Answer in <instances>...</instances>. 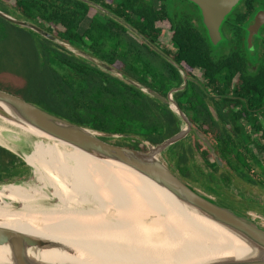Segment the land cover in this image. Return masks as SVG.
Instances as JSON below:
<instances>
[{"label":"trees","instance_id":"16d2710c","mask_svg":"<svg viewBox=\"0 0 264 264\" xmlns=\"http://www.w3.org/2000/svg\"><path fill=\"white\" fill-rule=\"evenodd\" d=\"M7 2H13L14 7H8ZM262 2L241 0L226 17L223 25L236 52L219 61L212 59L207 34L187 25L173 27V53H160L141 42L140 38L159 39L164 32L156 24L167 18L146 0H117L114 7L105 0H0V11L35 25L163 97L182 84L177 67L191 79L195 70L201 71L204 83L189 80L183 91L173 94V99L193 130L210 142L222 166L212 159L193 131L170 147L166 158L182 179L218 200L229 202L223 188L231 187L232 177L264 188V182L251 181L253 169L261 160L250 150L251 146L264 150V145H260V141L264 142V126L260 122L264 118V40L257 52L253 51L259 54L254 73L247 72L246 58L240 54L242 45L248 52L246 27L260 9L257 4ZM97 6L114 18L99 13ZM125 24L138 33L140 40L133 37ZM0 73L12 74L24 83L17 89L0 83L1 89L96 132L138 136L156 146L181 128V121L167 105L61 46L1 18ZM123 141L115 145L147 151L137 140ZM196 155L204 168L195 163ZM26 172L20 159L0 147V177H21Z\"/></svg>","mask_w":264,"mask_h":264},{"label":"water","instance_id":"95a60500","mask_svg":"<svg viewBox=\"0 0 264 264\" xmlns=\"http://www.w3.org/2000/svg\"><path fill=\"white\" fill-rule=\"evenodd\" d=\"M187 1L199 9L208 38L211 44L216 46L222 40L220 33L221 25L225 18L240 3V0ZM0 18L10 24L28 29L44 39L93 63L103 71L127 81L141 92L167 105L181 121V128L177 134L155 146L138 136L105 134L76 125L48 113L21 97L0 89V122L2 125H5V128L13 129L18 135L28 138L32 137L36 141H48V143L50 141H58L66 144L70 148L77 149L94 160L121 165L145 177L158 188L169 193L189 211L200 217V219L237 235L246 247L244 250L237 252H232L234 250L232 247L223 256L204 254L196 256L199 260H195L196 257L189 258L187 256L184 259L168 258L161 260L163 263H158V260L153 258L161 259L162 256L159 253H163L162 251L166 250H162L164 240L163 237L161 238L162 234H156L153 228H151L150 233H147L148 230L143 228L146 233L145 237L142 230L139 228L137 230L139 238H141V233L144 237L141 238L144 243L143 249L107 246L104 250L100 247L98 244L99 240L96 238L94 239L95 243H93L96 246L81 245L76 242L64 244L38 233L20 231L0 225V248H4L8 256L7 260L0 261V264H58L56 262L57 256L68 257L70 259L64 264H264V212L252 208L243 209L240 206L231 205L229 202L226 203V201L218 200L214 196L206 194L182 179L167 161L166 151L173 145L184 140L193 131L199 141L209 150L217 165L219 167L222 166L210 142L199 131L193 130L190 120L173 99V94L185 87L187 82L185 75L183 76L182 86L177 89H172L166 97H163L155 91L126 78L121 72L107 66L89 54L71 47L27 21L16 19L2 11H0ZM263 25L264 12L259 11L247 29L248 48H252L253 37L258 34L259 29ZM5 121L12 122L15 125H11ZM26 126L42 134L44 137L38 138L30 129L28 131L24 130V128H27ZM114 138L137 140L147 148V151H136L106 141ZM11 145V147H8V145L4 146L0 144V147L20 159L27 168V172L21 177H0V186L15 183L25 184L27 174L30 172L33 175L31 167L23 157V154L28 153L23 151L19 142L17 144L12 143ZM11 207L13 212H21L22 207L20 205L15 204ZM7 220L10 221L9 218L0 217V223L7 222ZM20 220L22 223L28 222L30 225L38 228L45 225V222L30 217ZM147 240L150 244H153L154 248L147 245ZM148 247L155 252L148 254ZM52 252H54V256L52 258H46V254H52ZM114 255L117 256L112 257ZM153 260L156 261L152 262Z\"/></svg>","mask_w":264,"mask_h":264},{"label":"bare ground","instance_id":"6f19581e","mask_svg":"<svg viewBox=\"0 0 264 264\" xmlns=\"http://www.w3.org/2000/svg\"><path fill=\"white\" fill-rule=\"evenodd\" d=\"M5 122L15 125L9 121ZM27 128L24 130H32L38 138L44 137ZM18 142L20 135L12 133L5 125L0 126L1 145L11 147L12 143ZM32 148V151L23 154V157L31 167L33 175L54 169L60 172L61 177L38 179L42 188L32 190L23 183H15L12 184V190L18 194L38 196L45 194V190H50L51 193L48 195L56 197L59 203L44 205L43 202L49 201L37 196H30L24 200L8 190L7 186L11 185L2 186L0 217L10 220L0 223L2 226L38 233L64 244L76 242L96 246L93 244L96 238L104 250L107 246L143 249L144 243L141 238L146 234L143 228L148 230L147 233L153 228L156 234H162L161 238L164 239L162 250H166L159 253L161 259L153 258L157 259L158 263H163L161 260L168 258L184 259L187 256L195 258L204 254L223 256L232 247L234 248L232 252L246 248L237 235L200 219L169 193L121 165L94 160L58 141L50 143L35 141ZM69 199L72 202L84 201L86 204L82 208L65 205L64 201ZM100 203L107 204L108 214L101 220H95L98 215L93 219L88 218L91 208ZM15 204L22 207L21 212L11 210V206ZM114 215L120 220L115 219ZM26 217L39 219L45 222V225L38 228L28 222L22 223L20 219ZM138 228L143 231L144 237L141 233L139 238ZM147 245L153 247L148 240ZM147 249L148 254L155 252L149 247ZM53 256L54 252L46 254V258ZM7 257V251L0 248V261H6ZM69 260L68 257L57 256L56 262L64 264ZM195 260H199L198 257Z\"/></svg>","mask_w":264,"mask_h":264},{"label":"rangeland","instance_id":"374dc122","mask_svg":"<svg viewBox=\"0 0 264 264\" xmlns=\"http://www.w3.org/2000/svg\"><path fill=\"white\" fill-rule=\"evenodd\" d=\"M117 0H105V3L111 6H115ZM7 6L10 8H13V2H7ZM264 6V5H263ZM260 4V7H263ZM99 13L105 15V16H110V14L106 11V10H102L100 6L95 7ZM169 10L175 14L176 19L173 21L175 23H177L178 25L180 24H187V26L193 27V28H197L199 31H203L202 27L197 24L198 20L196 22L195 18L198 17L199 18V11L197 10V8L189 5L186 2L180 1V0H170L169 3ZM264 12V8L263 10H261ZM181 22H179V21ZM168 40V37H165L163 42H166ZM263 41L264 40V27L262 28L260 34L255 37L254 39V49L252 50L251 48L248 49L246 47L247 50H249L248 52L244 49H242V51L240 52V54L242 56H244V58H246L247 60H249L247 62V72L252 74L256 71L257 69V63L254 62H258V58H259V54H254L253 51L257 52L258 47H259V42L258 41ZM12 41V39H11ZM12 46L9 45V50H11ZM163 49H170V46H162ZM236 46L233 44V42L231 40L228 41H224L221 42L218 46H211L210 50L212 53V59L214 61H219L222 57L224 56H228L230 54H232L233 52H236ZM160 49V48H159ZM6 57H8L9 59V55H7ZM5 57V58H6ZM7 63V61H5ZM253 62V63H251ZM5 63V64H6ZM7 65V64H6ZM5 66V65H3ZM3 70V69H2ZM195 77L201 81L202 79V75L201 72L196 70L195 71ZM0 83L4 84V86H7L9 88H13V89H17L19 87H22L24 85V83L21 81V79H18L17 77H15L12 74H8V73H0ZM1 89V88H0ZM3 91H6L8 93H11L10 91L1 89ZM13 94V93H11ZM14 95V94H13ZM262 125L264 126V118H261ZM1 122H0V126H1ZM12 133H15L16 131H13V129H9ZM17 134V133H16ZM36 140L33 139L32 137L28 138L26 136H22L20 135V142L19 144L21 145L23 151L25 153H30L32 151V145ZM110 143H125L123 141V139H110L109 140ZM260 145H264V142L260 141ZM250 150L252 151L253 154H255L256 156H259L260 160H261V164L257 163V166L253 169L254 172L251 174L252 178L251 181H259L261 183L264 182V150H259L256 147L251 146ZM212 159H214L212 157ZM250 160V159H248ZM251 162V160H250ZM195 163L200 166L201 168H204L203 163L201 162L199 156L196 155V161ZM59 171L51 169L49 171H42L40 172L39 175H32L30 172L27 174V180L25 182L26 187H28L29 189H37V188H42L41 183L39 182V180H45V179H49L51 178V176H57V177H61V174L59 175ZM39 179V180H38ZM5 186V185H1L0 187ZM8 190L12 193H14L18 198H21L26 200L28 197L30 196H37L40 198H43L49 202H43L42 204L44 205H48L50 203L56 204L59 203L58 199H55L56 197H52L49 196L48 194L51 193L50 190H45L44 193L40 196L38 195H30V194H18L15 191H13L12 189V185L11 186H7ZM223 190L227 191V195L226 197H230L229 200V204L237 206V207H241V208H246V209H255V210H262L264 212V188H262L261 185H248L246 183H242L241 181H238L237 179L233 180V184L232 187H229V189L227 188H223ZM242 201L246 202V203H242ZM65 205H73V206H77L82 208L84 204H86V202L84 201H75L72 202L70 201H64ZM227 203V202H226ZM109 212V207L107 206L106 203H100V204H96L94 205L91 210H90V214L88 216V218L93 219L95 216L98 215V217L95 220H101L104 216H106ZM115 219L120 220V218H118L116 215H114Z\"/></svg>","mask_w":264,"mask_h":264},{"label":"flooded vegetation","instance_id":"af4514ba","mask_svg":"<svg viewBox=\"0 0 264 264\" xmlns=\"http://www.w3.org/2000/svg\"><path fill=\"white\" fill-rule=\"evenodd\" d=\"M147 2H152V6H153V8H154V10L157 12V13H159V14H162V16H164V17H167L165 20L163 19L162 20V22H159L158 24H156L157 26H156V28L157 29H159L161 32H164V34H162L160 37H159V39H153V40H144V39H142V38H138L139 37V35H138V33L136 32V31H134V30H132L129 26H127L126 24L124 25L127 29H128V31L133 35V37L136 39H139L141 42H143V43H145V44H147V45H149L150 47H152L153 49H155V50H157V51H159L160 53H162V52H164V51H169L170 53H173L174 52V46H173V43H172V41H171V34H172V29H173V27L174 26H176V27H184V26H186L187 24H180V25H178L177 23H175V22H173L175 19H176V16H175V14H173L170 10H169V3H170V0H146ZM180 1H183V2H186V3H188L189 5H191V6H193V7H195V8H197L195 5H193L192 3H190V2H188L187 0H180ZM241 1V0H240ZM264 5V2H262L261 3V6H263ZM257 7H259L260 9L255 13V15L259 12V11H261V10H263V8H264V6L263 7H260V4H257ZM103 11H104V9H102ZM197 10L199 11V9L197 8ZM234 10V9H233ZM232 10V11H233ZM108 12V11H107ZM109 14H110V12H108ZM231 14V13H230ZM229 14V15H230ZM255 15H254V17H255ZM107 17H111V18H114V16L113 15H111L110 14V16H107ZM253 17V18H254ZM226 19V18H225ZM117 20V19H116ZM195 20H196V22H197V20H198V23L197 24H199L203 29V31L201 32V31H199L197 28H193V29H195L196 31H198L199 33H201V34H203V35H206L207 34V31H206V29H205V27H204V25H203V23H202V17H201V13H200V11H199V18L198 17H196L195 18ZM117 21H119L121 24L123 23V21L122 20H117ZM179 21V20H178ZM225 21V20H224ZM180 22V21H179ZM252 22H253V19H252ZM251 22V23H252ZM181 23V22H180ZM250 23V24H251ZM223 24H224V22H223ZM221 25V27H220V33H221V36H222V40L216 45V46H218L221 42H224V41H228L229 40V37H228V34H227V32H226V27H225V25ZM250 24H248L247 25V27H246V30L248 29V26L250 25ZM165 25V26H164ZM264 27V25L259 29V31H258V34L257 35H255L254 37H253V40H252V50L254 49V46H253V43H254V39H255V37H257L259 34H260V32H261V30H262V28ZM165 37H168V40L166 41V42H163V40H164V38ZM207 37H208V34H207ZM247 38H248V31H247V37H246V46H247V48H248V45H247ZM209 39V38H208ZM210 41V40H209ZM153 42V43H152ZM259 42V45H260V43H261V41L259 40L258 41ZM211 43V42H210ZM212 45V44H211ZM162 46H170V49H163L162 48ZM160 48V49H159ZM241 48V50L242 49H244V47H243V45L240 47ZM248 49H250V48H248ZM249 51V50H248ZM249 60H247L246 59V65H247V62H248ZM251 63H253V62H251ZM254 63H257V65H258V62H254ZM177 67V66H176ZM177 69L179 70V72H180V74H181V77H182V84H183V76L185 75L186 77H187V82H186V85H185V87L182 89V90H179V91H177V92H180V91H183L185 88H186V86H187V84H188V82H189V80L190 81H192V82H194V81H198L197 83H199L200 85L202 84V83H204V77H203V73L201 72V75H202V79H201V81L200 80H198L196 77H195V72H194V74H193V77H194V79H191L190 77H188L187 75H186V73L182 70V69H180L179 67H177ZM196 71V70H195ZM199 71V70H198ZM182 84L180 85V87L182 86ZM177 88H179V87H177ZM177 88H173V89H177ZM172 90V89H171ZM170 90V91H171ZM207 90V92L210 94L211 93V90L210 89H206ZM169 91V92H170ZM169 94V93H168ZM167 94V95H168ZM175 94V93H174ZM210 109H211V111L213 112V114H215V109H214V107L210 104ZM192 124V123H191ZM231 173V172H230ZM231 175H233V174H231ZM233 179H232V184H233V180L235 179L234 177H232ZM238 181H241L240 179H237ZM242 183H246V182H244V181H241ZM232 184H231V187H232ZM246 184H248V183H246ZM248 185H250V184H248ZM224 195H227V194H225L224 193ZM228 198H230V197H228ZM243 203H246V202H244V201H242V203L241 204H243Z\"/></svg>","mask_w":264,"mask_h":264}]
</instances>
